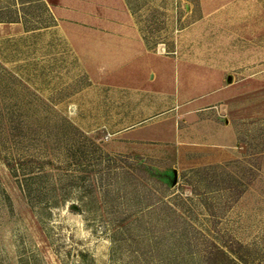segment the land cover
<instances>
[{
    "label": "rangeland",
    "instance_id": "1",
    "mask_svg": "<svg viewBox=\"0 0 264 264\" xmlns=\"http://www.w3.org/2000/svg\"><path fill=\"white\" fill-rule=\"evenodd\" d=\"M117 1L0 0V264H264V0H124L149 47L222 75L189 142L125 138L167 97L72 51Z\"/></svg>",
    "mask_w": 264,
    "mask_h": 264
},
{
    "label": "crops",
    "instance_id": "2",
    "mask_svg": "<svg viewBox=\"0 0 264 264\" xmlns=\"http://www.w3.org/2000/svg\"><path fill=\"white\" fill-rule=\"evenodd\" d=\"M61 4L52 9L57 17L67 18L64 14L69 9ZM113 9V20L89 24L76 33L77 37L67 38L72 51L99 85L151 93L156 100L167 97L166 108L170 109L162 118L149 115L135 121L122 135L145 141L197 140L203 110L223 97L222 75L217 69L203 73L199 60L187 62L175 57L164 49L163 42L149 47L124 0L117 1Z\"/></svg>",
    "mask_w": 264,
    "mask_h": 264
},
{
    "label": "bare ground",
    "instance_id": "3",
    "mask_svg": "<svg viewBox=\"0 0 264 264\" xmlns=\"http://www.w3.org/2000/svg\"><path fill=\"white\" fill-rule=\"evenodd\" d=\"M162 48H163V46H162Z\"/></svg>",
    "mask_w": 264,
    "mask_h": 264
}]
</instances>
